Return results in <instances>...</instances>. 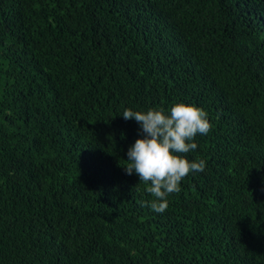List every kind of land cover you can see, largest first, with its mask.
Returning <instances> with one entry per match:
<instances>
[{"label": "trees", "instance_id": "trees-1", "mask_svg": "<svg viewBox=\"0 0 264 264\" xmlns=\"http://www.w3.org/2000/svg\"><path fill=\"white\" fill-rule=\"evenodd\" d=\"M208 114L154 212L122 116ZM0 264H264V0H0Z\"/></svg>", "mask_w": 264, "mask_h": 264}, {"label": "clouds", "instance_id": "clouds-1", "mask_svg": "<svg viewBox=\"0 0 264 264\" xmlns=\"http://www.w3.org/2000/svg\"><path fill=\"white\" fill-rule=\"evenodd\" d=\"M125 120H135L141 126L143 138L137 139L128 152L126 174L135 173L154 199L148 206L163 213L168 207V196L181 191V181L190 173L203 172L205 161L190 162L181 154L197 148L193 142L197 134L207 135L212 125L208 114L195 105L175 104L170 114L164 109L147 112L126 109Z\"/></svg>", "mask_w": 264, "mask_h": 264}]
</instances>
